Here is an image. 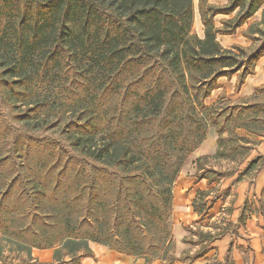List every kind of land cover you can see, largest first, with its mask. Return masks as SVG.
I'll return each mask as SVG.
<instances>
[{
	"label": "trees",
	"instance_id": "trees-1",
	"mask_svg": "<svg viewBox=\"0 0 264 264\" xmlns=\"http://www.w3.org/2000/svg\"><path fill=\"white\" fill-rule=\"evenodd\" d=\"M222 1L199 0L201 37L193 31L194 0H0L2 102L74 117L73 141L64 145L0 114V230L30 251L17 264L79 263L94 256L90 242L175 262L173 187L207 136L217 105L205 100L220 77L236 76L239 90L264 57V0ZM259 10L260 20L243 30L252 44L225 48L218 35L235 33ZM217 132L214 157L228 158L223 129ZM208 157L198 159L197 177L213 183L228 173L204 166ZM227 232L202 231L204 251L195 256ZM33 247L53 248L54 262H38Z\"/></svg>",
	"mask_w": 264,
	"mask_h": 264
},
{
	"label": "rangeland",
	"instance_id": "rangeland-1",
	"mask_svg": "<svg viewBox=\"0 0 264 264\" xmlns=\"http://www.w3.org/2000/svg\"><path fill=\"white\" fill-rule=\"evenodd\" d=\"M209 2L223 3L222 0H209ZM194 3L196 13L193 31L203 37L205 28L201 23L199 0H194ZM223 17L225 16L218 15L215 18L217 25H221L220 20ZM260 18L261 10L247 20V22L239 29L240 33L243 34L241 32L243 31L242 28L245 29L249 24L255 20H260ZM222 39L223 38L218 40L222 44H225ZM233 45L234 44H229L226 48L232 49ZM260 87H264V84L257 87L256 93L248 100L234 97L226 98V95L224 94L223 98L216 104V110L209 111L208 113V129L211 128L216 130L217 135H219L217 127L223 129V137H225L224 147L231 155L230 157L228 156V158H216L214 157V154L210 155L206 161L202 160V162L206 167L213 166L215 169L227 172L228 174L222 178L224 179L222 185H219L218 183L213 185L214 182H220L221 180L209 183L208 179L205 178L206 181H208V186L199 189L197 191V197L194 199L195 205L197 206V212L199 214H204L203 218L199 224H196L195 227L191 229V232L189 231L190 234L188 233V236L186 237L187 239H184V241L190 245L188 250H190L192 254L194 253L195 256L197 252L202 250L201 248L204 247L206 243V238H203V235H201L202 231L207 234L212 231V235H215V233L221 231V228H229L230 232H227L221 239L215 240L211 243V246L214 248L210 249L207 253L206 257L209 259L208 264H218L219 261H222L223 264H264V189L260 192L254 188V186H256V175H254V173L260 165L264 164V154L259 153L256 150V145L259 144V141L264 140V88ZM211 106L214 105L211 104ZM27 109H30V106L26 107V105H23L21 102L12 106L2 102V97H0V114H2L4 120L18 128L20 131H25L29 135L35 137L59 140L64 145H69L73 141L68 140L67 137L73 136V127L70 126V123L74 117L68 115L62 118L55 113L50 115L35 113L31 110L26 111ZM23 111H26L29 114L26 120H22L21 118ZM4 123L5 122L2 120L0 128H3ZM242 123L251 127L259 134L252 133L243 128H236V125ZM238 135H246L254 141L246 143L241 141L238 138ZM3 143L5 142H2L0 139V152L6 148V145ZM236 144L246 146H243L245 148H238L235 152L230 150V147L233 149ZM194 151L183 160L180 172L174 182V186L178 178L182 175V171L185 168L188 158L194 153ZM234 153L237 154H235V158L232 156ZM198 159L196 160V170H194L196 176L203 173L202 170L198 169ZM73 168H75V166ZM228 180L236 185L244 182L250 183V189L246 192V198L243 203L238 204V188L236 186H230L226 189L223 188V185ZM239 205L242 208L240 217H243V219H241V221L240 218L236 221L232 220L231 214ZM214 206L216 207L215 210H213L215 212L211 214L210 210H212ZM253 216L259 217L257 225L256 222L254 225L248 221V217L253 218ZM230 221H232V223L239 222V224H242L243 226L240 228V225L239 227L235 226V224L229 225ZM185 228L189 229L190 227L187 226ZM237 233H239V235ZM174 245L171 248L172 250L175 247ZM33 248L31 249V253ZM202 251H204V248ZM171 253L177 257L174 251H171ZM202 253L203 252L200 254ZM189 255L191 254L188 252V254H182V256L179 257L188 260L192 257ZM29 256L30 251L28 248H22L17 242L11 240L4 231L0 230V264L22 263L24 260L29 261ZM166 263L170 264L169 260H167Z\"/></svg>",
	"mask_w": 264,
	"mask_h": 264
},
{
	"label": "crops",
	"instance_id": "crops-1",
	"mask_svg": "<svg viewBox=\"0 0 264 264\" xmlns=\"http://www.w3.org/2000/svg\"><path fill=\"white\" fill-rule=\"evenodd\" d=\"M202 23V21H201ZM204 26V25H203ZM241 28V27H240ZM233 34H219L218 39L224 40L225 44H222L225 48L228 45L232 44H241L243 46H250L252 41L240 33L239 29ZM244 30V28H242ZM243 33V31H241ZM236 79L234 76L231 80L227 77H220L218 80L219 87L212 91L211 96H209L205 103L208 105H216L220 99L223 98V95H226V98H243L250 99L253 94L256 93V88L264 84V57H262L255 69V73L249 75L246 78L245 83L240 87L239 90H236ZM218 135L216 130L209 128L206 139L198 147L194 153L188 158V161L185 164V168L182 171V175L178 178L174 186V201H173V225H172V239L174 241V253L178 257L173 264H207L209 259L207 253L200 254L199 256H194L190 250V245L187 244L184 239L188 236L189 231L195 227L196 224H199L203 218L204 214H199L194 210L193 201L197 197V191L208 186V181L205 178L198 179L194 170H196V160L202 156L214 155L218 149ZM256 150L259 153L264 154V140L259 141V144L256 145ZM185 172V173H184ZM224 179H221L220 182H214L213 185L219 184L222 185ZM227 186V187H226ZM236 186L238 188V204L243 203L246 198V192L250 189V183H238L233 184L232 181L228 180L223 185V188H229ZM254 188L258 191H263L264 189V168L256 176V186ZM215 206L210 210V213L213 214ZM219 210V209H218ZM242 208L237 206L235 211L231 214L232 220H237L240 218ZM249 219V220H248ZM248 221L256 225L259 221V217L253 216V218L248 217ZM189 226V229L185 227ZM243 226L240 224V228ZM190 234V233H189ZM192 234V233H191ZM187 239V238H186ZM91 248L94 252V256H84L81 258L80 262H72L71 258L66 257L64 262L60 264H169L166 263V260L162 258H155L152 261L146 260L144 257L128 255L120 253L106 245L90 242ZM214 248L211 246V249ZM176 250V252H175ZM197 250V249H196ZM188 252L192 256L190 259H181L179 256L182 254L186 255ZM31 255L38 260L40 263H50L54 262V249H40L33 248Z\"/></svg>",
	"mask_w": 264,
	"mask_h": 264
}]
</instances>
